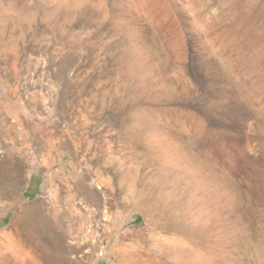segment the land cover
I'll use <instances>...</instances> for the list:
<instances>
[{
    "label": "rangeland",
    "instance_id": "1",
    "mask_svg": "<svg viewBox=\"0 0 264 264\" xmlns=\"http://www.w3.org/2000/svg\"><path fill=\"white\" fill-rule=\"evenodd\" d=\"M27 208L0 264H264V0H0V246Z\"/></svg>",
    "mask_w": 264,
    "mask_h": 264
},
{
    "label": "bare ground",
    "instance_id": "2",
    "mask_svg": "<svg viewBox=\"0 0 264 264\" xmlns=\"http://www.w3.org/2000/svg\"><path fill=\"white\" fill-rule=\"evenodd\" d=\"M32 208H34V207H32ZM26 213L28 215V216L26 215L27 219L15 220V223L13 225H15V226L18 225L19 226L18 229L16 230V232L13 235L7 236L4 239L5 242H3L2 245L0 246V253L3 256L4 255L9 256L10 255L11 258L15 259L17 263L28 262V260L33 258L32 254H29L26 252V250H27L26 248L29 246V244L25 241V238H24L25 235L27 234V231L28 232L32 231V232L36 233L37 229H39L40 232L41 233L43 232V234L45 233V235H49V233H53V232L56 233L57 232L56 228L52 224L51 218L48 217V215H44L43 214L44 212L43 213L38 212L39 214H37L36 217H34L33 216L34 214H32L31 210L29 208H27ZM19 218H21V217H19ZM16 228H17V226H16ZM33 242H34V240H33ZM53 246H55V245H53ZM60 250H61V248H60ZM19 252H23V255H21Z\"/></svg>",
    "mask_w": 264,
    "mask_h": 264
}]
</instances>
